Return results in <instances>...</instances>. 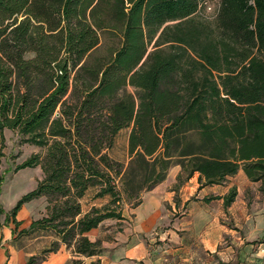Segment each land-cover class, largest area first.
<instances>
[{
    "label": "trees",
    "instance_id": "obj_1",
    "mask_svg": "<svg viewBox=\"0 0 264 264\" xmlns=\"http://www.w3.org/2000/svg\"><path fill=\"white\" fill-rule=\"evenodd\" d=\"M201 1L0 0V160L4 130L45 149L15 168L43 177L5 223L14 234L21 207L43 198L45 215L19 233L58 238L25 264L60 245L98 256L104 240L86 234L122 221V199L138 207L174 166L173 190L195 174L200 190L241 171L264 193V0H218L215 29L193 18ZM104 36L120 42L108 60L91 56ZM129 127L124 167L107 151ZM91 188L110 200L83 212ZM235 197L232 187L203 200Z\"/></svg>",
    "mask_w": 264,
    "mask_h": 264
},
{
    "label": "rangeland",
    "instance_id": "obj_2",
    "mask_svg": "<svg viewBox=\"0 0 264 264\" xmlns=\"http://www.w3.org/2000/svg\"><path fill=\"white\" fill-rule=\"evenodd\" d=\"M218 6V0H202L193 18L195 21L200 22L211 29H215ZM119 46L120 42L118 38L104 36L101 38L97 48L91 53V56L108 60L112 55V52ZM32 57L33 54L26 55V58ZM127 91L133 93V89L130 87L127 88ZM130 129L131 127L121 130L115 138L113 147L107 151V154L111 159L121 163L124 167L129 160L127 153V138ZM3 135L4 156L0 160V173L2 175V182L0 184V206L3 209V214L0 215V224L4 225L2 231L5 232L7 228L5 215L15 206L23 195L33 190L36 187L37 182L43 177L40 167L25 168L18 171H16L15 168L34 154L42 156L45 153V149L28 144L24 140V137L14 131L4 130ZM174 168L179 171L178 166L170 168L167 177L163 182H171V184L167 186V189L168 191L175 192L173 198L175 200L176 195L180 190H185L189 186L196 188L198 183L197 180H195V174L189 181L185 182L176 190H173L176 183L175 178L177 176H172ZM245 181L242 172H239V175L237 174L228 179L222 185H213L206 189L205 198L212 197L213 195L223 197L228 193L230 188H236V197L229 208H224L222 204V225L224 226L226 233L220 249H223L224 251H227L230 247L234 248L237 245H248L249 243L245 242L246 236L251 238L257 237L256 241L252 243L253 245L264 243V228L260 233V230L256 228L255 223L258 219H264V193L259 190V184H249ZM116 185L117 189L121 190L119 183ZM96 191V188L89 189L80 200L83 212H87L92 206L101 207L109 202L110 198L108 196L94 198ZM188 191H190V189H188ZM191 191L192 193L188 196L189 201L200 202V198L203 194H199V190H196L195 192L193 190ZM145 193L146 192L141 194V203L143 202V196ZM214 204H216V202H214ZM45 206V200L40 198L25 203L21 207L16 215V220L20 221L21 225L14 232V238H12L10 242L11 246L23 248L27 252L33 254L38 260L41 259L43 251L50 248L52 242L58 240V238L50 231H35L29 234H22L19 233V231L28 228L31 221L43 217L45 215ZM120 206L124 219L120 222L116 220H107L103 222L96 229L98 235L96 239L101 238L106 243H112L114 241L116 242V237L120 238L119 234H128L129 239H142L146 243L147 250L150 254L149 256L152 258L151 264H166L167 262H173L172 251L174 248L172 247V243L167 239H160V234L168 229L166 222L158 223L156 228L150 229L142 234L136 233L135 213L137 207L131 208V204H127L124 198L122 199ZM170 208L171 207L168 205L165 206L167 212L171 211ZM176 211V213L172 212L174 218L178 217L180 212H182L178 210ZM241 241H243V244L240 243ZM82 262L85 264L84 261ZM41 263L42 262H39L38 264ZM138 264H142V262Z\"/></svg>",
    "mask_w": 264,
    "mask_h": 264
},
{
    "label": "crops",
    "instance_id": "obj_3",
    "mask_svg": "<svg viewBox=\"0 0 264 264\" xmlns=\"http://www.w3.org/2000/svg\"><path fill=\"white\" fill-rule=\"evenodd\" d=\"M178 172V169L174 168L172 176L174 177ZM243 177L245 178L244 175ZM195 180H197V175ZM245 180L246 183L254 184L246 178ZM169 184L171 182H162L153 190L146 192L143 202L136 208L135 213L136 233L142 234L156 228L158 223L166 222L168 229L160 234V239H167L174 248L172 251L174 261L166 264H264V243L252 244L257 237L246 236L245 242H248V245H237L234 248L230 247L227 251L220 249L226 233L222 225L223 199L205 202L203 199L208 187H204L199 190V194H203L201 201L191 202L188 196L192 193L191 190L194 192L198 190V186L196 188L189 186L185 190H180L174 200L175 192L167 189ZM166 205L171 207V211L167 212ZM229 206L224 207L223 205L224 208H229ZM176 210L182 212L174 218L172 212L176 213ZM255 223L261 233L264 228V219H258ZM12 229L10 223L7 224L5 232L2 231L0 264H25L33 254L23 248L11 246V239L14 238ZM119 235L120 238L116 237V242L103 241L102 252L98 256L77 257L72 253V249L61 245L57 252L50 253L41 264H70L73 259L82 260L85 264L95 261H99L100 264L152 263L146 243L142 239H129L128 234ZM86 236L91 241L96 240L98 237L96 229L87 233ZM240 243L243 244V241Z\"/></svg>",
    "mask_w": 264,
    "mask_h": 264
}]
</instances>
